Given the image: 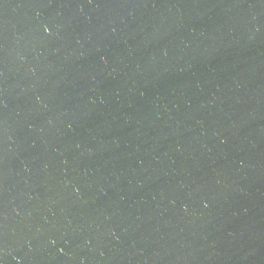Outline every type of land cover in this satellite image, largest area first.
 Masks as SVG:
<instances>
[{"label": "water", "instance_id": "95a60500", "mask_svg": "<svg viewBox=\"0 0 264 264\" xmlns=\"http://www.w3.org/2000/svg\"><path fill=\"white\" fill-rule=\"evenodd\" d=\"M0 264H264V0H0Z\"/></svg>", "mask_w": 264, "mask_h": 264}]
</instances>
